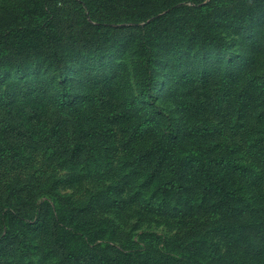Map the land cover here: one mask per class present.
Segmentation results:
<instances>
[{"label": "rangeland", "instance_id": "rangeland-1", "mask_svg": "<svg viewBox=\"0 0 264 264\" xmlns=\"http://www.w3.org/2000/svg\"><path fill=\"white\" fill-rule=\"evenodd\" d=\"M34 3L55 26H22ZM24 34L44 41L0 62V264H264V0H0L2 40Z\"/></svg>", "mask_w": 264, "mask_h": 264}, {"label": "trees", "instance_id": "trees-1", "mask_svg": "<svg viewBox=\"0 0 264 264\" xmlns=\"http://www.w3.org/2000/svg\"><path fill=\"white\" fill-rule=\"evenodd\" d=\"M28 9L30 21L27 20L26 23L22 24V26H38L37 29L39 31H42L41 29L43 28V26H55L53 20L52 22H48L42 19L40 11L41 9L38 8L37 3H34L32 7H29ZM10 36L11 34H8L7 38H9ZM19 37L20 38L14 37L15 39L12 40H2V36H0V62L3 61L2 57L6 53L12 54L16 50L19 52H26L31 48H38L39 44H42L44 41L41 36H33V34L19 35ZM3 217H10V213L7 212ZM53 233L54 241L56 242V244H59V246H61L63 249H66L65 255L67 259L72 262H84L92 260V258H87L85 251L80 248L78 243L75 241L76 235L73 230L60 232L56 225ZM102 263L108 264L109 262L106 259L102 261Z\"/></svg>", "mask_w": 264, "mask_h": 264}]
</instances>
